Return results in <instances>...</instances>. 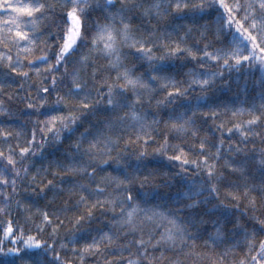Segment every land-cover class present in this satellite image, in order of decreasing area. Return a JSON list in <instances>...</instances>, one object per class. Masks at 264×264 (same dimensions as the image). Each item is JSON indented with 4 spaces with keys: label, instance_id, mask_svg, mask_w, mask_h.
Segmentation results:
<instances>
[{
    "label": "trees",
    "instance_id": "16d2710c",
    "mask_svg": "<svg viewBox=\"0 0 264 264\" xmlns=\"http://www.w3.org/2000/svg\"><path fill=\"white\" fill-rule=\"evenodd\" d=\"M0 264H264V0H0Z\"/></svg>",
    "mask_w": 264,
    "mask_h": 264
},
{
    "label": "rangeland",
    "instance_id": "374dc122",
    "mask_svg": "<svg viewBox=\"0 0 264 264\" xmlns=\"http://www.w3.org/2000/svg\"><path fill=\"white\" fill-rule=\"evenodd\" d=\"M70 21L73 25L74 30L76 31L77 34L80 32V22L77 16L74 14H71L70 16ZM242 50L245 52V48H242Z\"/></svg>",
    "mask_w": 264,
    "mask_h": 264
},
{
    "label": "water",
    "instance_id": "95a60500",
    "mask_svg": "<svg viewBox=\"0 0 264 264\" xmlns=\"http://www.w3.org/2000/svg\"><path fill=\"white\" fill-rule=\"evenodd\" d=\"M75 40V31H71V38L68 40L67 44H69L71 41Z\"/></svg>",
    "mask_w": 264,
    "mask_h": 264
}]
</instances>
